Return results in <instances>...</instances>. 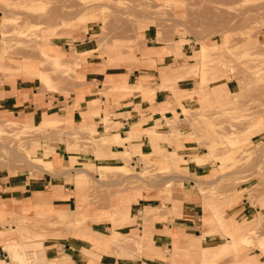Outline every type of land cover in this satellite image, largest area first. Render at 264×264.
<instances>
[{
  "label": "rangeland",
  "instance_id": "rangeland-1",
  "mask_svg": "<svg viewBox=\"0 0 264 264\" xmlns=\"http://www.w3.org/2000/svg\"><path fill=\"white\" fill-rule=\"evenodd\" d=\"M161 1V4L154 5L148 0H12L11 2L7 0L5 2L9 6L3 3L9 13L3 15L0 25L1 57L8 55L11 58L18 56L22 58L23 53H29L33 57L40 58L41 54V66L49 70L48 73L41 72V92H59L67 99L70 94L65 93L62 87L70 88L75 69L81 59L97 55L107 44L126 45L130 51L131 47L139 44L134 27L137 19L152 18L153 23L159 27V41H164L163 31L169 28L175 29L172 32L174 37L167 43L174 49L173 53L177 54V58L182 57L184 60L182 67L176 65L171 69L173 81L180 80L181 74L179 73L182 72L184 78L189 77L194 80L193 95H208V98L202 101L198 99L197 103L188 109L182 108L186 129L189 127L190 131L185 132L184 129L178 128L177 120L167 121L169 130L160 131L162 142L169 140L181 143L189 139L195 141L199 149H205L200 154H211L212 157L204 156V160H199L197 154L189 156L186 163L183 162V157L180 159V166H186L194 160L197 165L206 163L212 167L211 176L214 175V180L202 182L199 179L191 184L193 186L191 190L198 191L206 201L204 202L205 213H211L215 217L217 212L223 215V208L218 206L217 211L214 212L210 205L212 203L221 205L228 201H233L232 203L235 204L243 197H246L252 205L260 206L264 196V57L260 58L261 55L264 56V0H185L186 16L182 21H176L179 24L175 26L171 15V4L179 1ZM91 8H95L93 10L99 16V24L96 27L99 32L93 33L95 39L94 36L91 38L96 41L97 51L73 55L72 52L75 49H72L70 52H65L63 57L50 56L42 52L39 54L41 36L50 35L55 31L51 26L57 29L70 28L74 24L81 26L86 23L87 11ZM90 17L92 21L98 20L96 17ZM9 18H12V21ZM185 47L189 53L188 56L180 54ZM243 51L247 55L259 53L257 58L256 54L253 55L256 60L259 59V63L252 60L254 57L251 58L250 54L248 56L251 59L244 56L247 60H241L243 56L238 53ZM235 54L236 59L240 56L239 62L235 59ZM242 61L249 65H244ZM246 66H250V69ZM191 70L196 72H190ZM163 76L170 79L168 75ZM148 88V93L152 90L155 93L157 90L164 89L162 84L160 88L157 84L153 87L148 85ZM215 88L218 89L213 90ZM228 88L230 94L226 90ZM129 89L135 90V88ZM169 90L174 91L171 88ZM115 91L119 90L111 88L110 92L100 93L109 97ZM219 94L224 97V103L217 104L212 101V98ZM175 96L178 99L182 97L176 94ZM188 97L191 98V96ZM82 98V95L77 97V106ZM99 103L97 102L98 105ZM49 106L51 107V104ZM98 115L99 113L95 116ZM109 115L110 113L104 112L101 120L106 135L114 130ZM79 124L68 123L63 118H59L52 126L42 121L35 125L19 120L0 121V173L26 172L30 173V177L36 178L46 171L47 167H50L45 164L53 167L55 165L53 163H59L56 154L62 155L64 151H68L70 155H80L87 159L90 155L95 158L102 155L108 156L101 153L98 146V139L102 135L98 134L96 125H94L95 132L93 133L90 129L83 128L89 125L87 122L82 121ZM253 127L262 131L252 135L248 134L253 131ZM129 132L127 136L130 138L132 136L140 138L141 133L138 128L132 127ZM260 134L263 138H256L255 143L250 142L253 136ZM147 135L153 146L151 154L131 150L129 141L122 154L126 158L113 157L115 161L112 163H76L75 167L71 166V170L67 173H63L64 171L58 173L65 177V181L73 185L75 189V205L71 210H67V219L37 213L15 219L13 214L5 213L4 220L0 224L1 230L8 234L14 243L23 246V251L28 255L36 250L34 244L37 241L43 244L46 239L77 237L76 234L85 236L84 239L91 244L101 245L90 233H87L91 232L88 229L91 225L88 217L91 218L93 213L107 211L113 224L118 221L120 226L131 223L135 225L138 216H131L129 209L119 210V205L114 206L117 199L120 201L124 197H127L129 203L144 200L142 203L145 207L141 210L139 217L145 222L162 215L169 216L170 204L165 205L168 202L165 198L175 195L177 190L183 188L184 177L181 176L182 171L175 165L176 162L171 156L165 160L162 158L163 161L155 160L153 155H158L155 145L160 136L157 135L156 140L152 141L153 135L148 131ZM228 135L231 138L235 136L241 141V145L232 149L228 148L229 146L225 144L226 140L224 141V137L227 138ZM112 141L114 143V140ZM103 143L105 139L99 141V144ZM228 149L236 151L235 162L229 163L230 166L228 163V165L223 164L219 159L223 152L229 151ZM163 150L167 151V149ZM27 152L29 155L26 154ZM164 152H159V155L162 156ZM137 153L138 158L132 159V155H137ZM50 157H53V162L50 161ZM24 159L27 162H24ZM118 159L124 161L122 165H125L130 170L129 172L111 167L120 163ZM75 161L81 162L72 159V164ZM168 165H173L174 168H168ZM64 166L66 163H63ZM78 169L86 172L78 173L76 171ZM167 178L175 180L169 181ZM153 194L160 195L159 200L152 198ZM77 204H80L84 211H88V217L80 214L76 219L68 220L73 217L71 211L76 209ZM249 229L251 232L249 231L248 235L238 240L222 231L224 241L226 237L230 238V241L224 245L223 256L232 255L230 251H236L238 246H242L243 249L248 250L247 252L255 248L259 249L255 245L264 241V211L253 223L249 224ZM113 231L116 232L113 228L110 233L112 234ZM119 233V235L113 233L112 243L108 246L111 253L115 255L120 250L118 257L137 258L140 250L143 249V238L136 236L133 232L131 234ZM33 257L26 256L30 263L40 264L37 254ZM67 260L68 257H65L58 261L62 263ZM208 263H211L210 258L202 264Z\"/></svg>",
  "mask_w": 264,
  "mask_h": 264
},
{
  "label": "crops",
  "instance_id": "crops-1",
  "mask_svg": "<svg viewBox=\"0 0 264 264\" xmlns=\"http://www.w3.org/2000/svg\"><path fill=\"white\" fill-rule=\"evenodd\" d=\"M5 1L7 0H0V25L3 15L9 13L4 7V3L8 4ZM148 1L154 5L162 2L161 0ZM178 1L171 4L174 26L179 24L176 21L184 19L187 11L184 7L185 0ZM93 9L95 8L87 11V21L81 26L74 24L70 28L58 29L51 26L55 31L50 35L41 36L39 54L42 52L50 56L63 57L65 52H70L72 49H75L72 52L73 55L97 51L96 41L91 38L94 36L95 39L93 33L99 32L96 29L99 16ZM90 16L98 20L92 21ZM134 27L139 44L131 47V51L126 45L107 44L97 55L78 62L70 88L62 87L65 93L70 94L67 99L59 92H41V72H49L41 66V54L40 58L33 57L29 53H23L22 58L20 56L11 58L8 55L1 57L0 34V121L19 120L23 123L29 122L31 125L42 121L49 126L54 125L59 118H63L68 123L81 124L84 121L89 125L83 128L90 129L93 133L94 125H96L98 134L102 135L98 139V146L101 153L108 155L106 157L103 155L102 159H97L93 155H90L88 159L74 155L81 162L75 161L72 164L73 154L70 155L68 151H64L62 155L56 154L59 163H53L55 164L53 167H47V170L36 178L30 177V173L26 172L0 173V224L4 220L5 213L13 214L15 219L34 213L67 219V210H71L75 205V189L73 185L65 181V177L58 173L63 171L67 173L71 170V166L75 167L76 163H112L115 161L113 157L126 158L122 154L129 141L131 150L151 154L153 146L147 131L154 132L153 137H150L152 141H155L157 135H162L161 130H169L168 122L177 120L178 128L184 129L185 132L190 131L189 127L186 129L182 108L192 107L198 99L207 100L208 95H193L194 80L189 77L184 78L182 72L179 73L180 80L173 81L171 69L176 65L182 67L184 60L182 57L177 58V54L173 53L174 49L167 43L174 37L172 32L175 29L169 28L163 31L164 41H159V27L153 23L152 18H139ZM180 54L188 56L187 48L185 47ZM164 74L170 79H166ZM154 84H157L159 88L162 84L164 89L157 90L155 93L152 90L148 93V85L153 87ZM111 88L119 91H115L109 97L101 95L100 92H110ZM129 88H135V90ZM169 88L174 91L171 92ZM216 89L218 88L213 90ZM226 90L230 94V89ZM175 94L182 97L178 99ZM81 95L83 98L77 106L76 99ZM212 101L217 104L224 103V97L219 94L214 96ZM97 102H100L99 105ZM104 112L110 113L109 119L114 129L107 135L104 126L101 125ZM97 113L99 115L95 116ZM132 127L140 130V138L127 136ZM261 131L253 127V131L248 134L252 135ZM256 138L263 137L261 134L255 135L250 142L255 143ZM101 139H105V143L99 144ZM162 140L160 136L155 145L158 154L153 155L155 160L163 161L171 156L176 162L175 165L182 171L181 176L184 177L183 188L177 190L175 195L165 198L168 200L165 205L170 204L169 216L162 215L145 222L139 217V212L145 207L142 203L144 200L129 203L127 197H124L120 201L117 199L114 206L119 205V210L129 209L131 216L138 217L135 225L131 223L120 226L118 221L113 224L109 212L93 213L89 218L88 211H84L80 204H77L76 209L71 211L73 217L68 220L76 219L80 214L87 216L91 223L88 227L91 232L87 233H90L101 245L91 244L82 237L52 238L46 239L43 244L39 241L35 242L36 250L27 255L23 251V246L14 243L0 228V264H13L16 256L33 257L36 254L40 264H202L209 258L211 263L208 264H264V257L257 248L247 252L248 250L238 246L236 251H230L232 255L223 256L224 245L230 241V238L226 237L225 242L222 237V231L237 240L248 235L251 232L249 224L264 211V207H261L264 206V196L260 206L252 205L246 197H243L235 204L232 203L233 201L221 203V205L212 203L210 207L214 212L217 211L218 206L223 208L224 214L220 213L221 216L219 212L216 213V217L211 213H205L204 202L206 201L198 191L191 190L193 187L191 184L199 179L202 182L214 180V175L211 176L212 167L206 163L197 165L194 160L186 166H180L182 157L184 163L189 156L196 154L199 160H204L207 153H200L205 149H199L197 143L189 139L181 143L169 140L162 142ZM120 143L123 144L119 145ZM163 149L167 151L164 152ZM159 152L164 153L161 156ZM137 158L138 153L132 155V159ZM117 161L120 162L119 164L124 162L121 159ZM63 163H66V166L63 167ZM168 166V168H174L173 165ZM78 172L86 171L78 169ZM52 173L57 174H54V177ZM159 197L158 194L152 195V198L157 200ZM157 200L155 202H159ZM113 228L116 232L113 231L111 234L110 230ZM76 231L80 232V230ZM119 232L123 234L133 232L136 236L143 238V249L140 250L137 258L118 257L120 250L115 255L111 253L108 246L112 243L113 233L119 235ZM65 257H68L66 262L58 261Z\"/></svg>",
  "mask_w": 264,
  "mask_h": 264
},
{
  "label": "bare ground",
  "instance_id": "bare-ground-1",
  "mask_svg": "<svg viewBox=\"0 0 264 264\" xmlns=\"http://www.w3.org/2000/svg\"><path fill=\"white\" fill-rule=\"evenodd\" d=\"M209 1V0H208ZM8 6H9V4H7ZM223 5V4H222ZM6 6V5H5ZM12 18H9V20L10 21H12L11 20ZM241 40V39H240ZM260 50H261V48H259ZM262 49H263V47H262ZM247 51V50H246ZM247 53H248V51H247ZM247 53L245 52V51H243L242 53H238L239 55H241V56H243V58H241V60L242 59H244L245 61L247 60V59H251V58H253L254 56L253 55H255L256 53H254L253 55L252 54H248L249 56H251V58L247 55ZM259 54V53H258ZM258 54H256V58H257V56H258ZM261 55V54H260ZM234 56V55H233ZM244 56H246L247 57V59H246V57H244ZM249 57V58H248ZM253 58L252 60H256V58ZM259 57V56H258ZM261 57H264V56H260V58ZM239 58H240V56H238L237 57V59H238V61L237 62H239ZM234 59V58H233ZM235 59H236V54H235ZM236 59V60H237ZM261 59H263V58H261ZM251 60V61H252ZM259 59H257L256 61L259 63V61H258ZM224 61V60H223ZM227 61V60H226ZM244 61V62H245ZM249 61V63H250V60H248ZM261 61V60H260ZM264 61V60H263ZM243 62V61H242ZM243 62V63H244ZM253 62V61H252ZM262 62V61H261ZM225 63V62H224ZM249 63H246V64H248L249 65ZM242 64V63H241ZM245 63H244V65H246ZM243 65V66H244ZM254 65V64H253ZM242 66V67H243ZM250 66H251V64H250ZM250 66L248 67V66H246L247 68H249L250 69ZM254 66H256V65H254ZM253 66V67H254ZM258 66V65H257ZM195 67V66H194ZM245 67V66H244ZM252 67V68H253ZM251 68V69H252ZM191 69H193V68H191ZM245 69V68H244ZM254 69H255V67H254ZM255 71V70H254ZM259 71V70H258ZM190 72H193V73H195L196 71H194V70H191ZM261 72V71H260ZM260 72H257V73H260ZM243 73V72H242ZM247 73V72H246ZM249 74V73H248ZM253 74V73H252ZM254 74L256 75V72H254ZM253 76V75H252ZM249 77V76H248ZM251 77V76H250ZM259 78V77H258ZM257 79V78H256ZM251 80V79H250ZM251 82V81H250ZM199 85V84H198ZM198 87V86H197ZM215 115V114H214ZM217 118V117H216ZM215 120V119H214ZM220 126V125H219ZM217 129V128H216ZM150 134H152V135H154V132L153 131H151V132H149ZM230 135H232V134H230ZM230 135H228V137L226 138V137H224L225 139H224V141H225V144H226V146H229L228 148H230V149H232V148H236V147H238V146H240L241 145V142L234 136H232L233 138H231L230 137ZM234 135V134H233ZM230 149H228L229 151L227 152L226 151V153L225 152H223L221 155H220V157H219V155L217 156V157H219V159L222 161V163L223 164H231V163H233V162H235V159H236V151H232V150H230ZM243 149V148H242ZM213 151H215V149L213 150ZM245 152V151H244ZM26 154H28L29 155V153L27 152ZM208 156H210L211 154H207ZM141 156V155H140ZM147 156V155H146ZM145 156V157H146ZM102 157H103V155L102 156H99V157H97V159H102ZM148 157V156H147ZM210 157H212V156H210ZM214 157V156H213ZM216 157V156H215ZM240 157V156H239ZM28 159H29V157H27ZM72 159H76L74 156L72 157ZM238 160V159H237ZM24 162H27L25 159L23 160ZM50 161H52L53 162V160L51 159ZM146 161V160H145ZM240 161V160H239ZM31 163V162H30ZM221 163V162H220ZM35 164V163H34ZM51 164V163H50ZM227 164V165H228ZM230 164H229V166H230ZM235 164V163H234ZM29 165H31V166H33V164H29ZM36 165V164H35ZM233 165V164H232ZM43 166H44V164H43ZM45 166H51V165H46L45 164ZM101 166H106V167H109L110 165H101ZM111 167H115V168H117V169H123V170H125V172H129L130 170L125 166V165H122V164H118V165H115V166H111ZM237 167V166H236ZM43 170V169H42ZM77 172H78V170H76ZM79 173V172H78ZM175 176V175H174ZM176 178V177H175ZM178 178H179V176H178ZM168 179V178H167ZM182 179V178H181ZM169 180V179H168ZM170 180H175L174 178L173 179H170ZM169 180V181H170ZM172 181V182H173ZM176 181H178V180H176ZM212 183V182H211ZM214 183V182H213ZM210 184V183H209ZM139 216H141V211L139 212ZM77 235V237H82L83 239L85 238V236H83V235H78V234H76ZM16 243V242H15ZM6 246V245H5ZM255 246H257L259 249H260V251H261V253H262V256L264 257V241H262L260 244H257V245H255ZM6 252V251H5ZM8 254V253H7ZM14 262H13V264H32V262L30 263L29 261H28V259L26 258V256L25 255H22V256H16L15 258H14ZM33 262H34V260H33ZM35 264V263H34Z\"/></svg>",
  "mask_w": 264,
  "mask_h": 264
}]
</instances>
